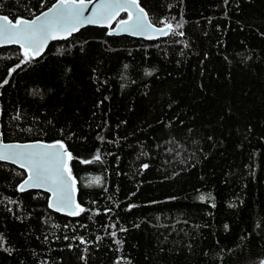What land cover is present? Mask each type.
Listing matches in <instances>:
<instances>
[{"label": "trees", "instance_id": "obj_1", "mask_svg": "<svg viewBox=\"0 0 264 264\" xmlns=\"http://www.w3.org/2000/svg\"><path fill=\"white\" fill-rule=\"evenodd\" d=\"M57 1L0 0V15ZM138 3L174 33L86 27L29 63L0 48V141L63 143L85 209L50 210L0 162V264L264 260V0Z\"/></svg>", "mask_w": 264, "mask_h": 264}, {"label": "snow or ice", "instance_id": "obj_2", "mask_svg": "<svg viewBox=\"0 0 264 264\" xmlns=\"http://www.w3.org/2000/svg\"><path fill=\"white\" fill-rule=\"evenodd\" d=\"M87 10L85 0L78 2L59 0V3L43 13L42 17L38 16L31 21L18 18L13 22L8 16L0 15V44L19 45L24 57L21 63H29L41 55L49 40L66 39L84 24L108 26V22L120 11L128 13V19L120 22L121 31H128L134 35H147L148 38H152L153 34L163 36L170 32L174 33L173 25L164 21H162L164 28L154 29L149 23L147 12L140 6L138 0H101L92 10L91 15H84ZM108 34L112 35L113 32L109 31ZM7 82L5 80L3 83ZM2 86L3 84H0V87ZM72 159V155L61 142L49 145L5 146L4 150L0 151V160L18 163L28 173V179L19 186L20 191H24L26 186L45 188L52 192L54 198L49 203V207L57 211L65 210L69 215H79L85 209L76 204L72 195L75 191V181L72 180L71 169L68 166V161ZM96 159H99L98 155ZM81 163H91V161H81ZM144 167L146 168L147 165ZM95 182L99 183V179L97 178ZM203 199L204 197L201 196V200ZM83 242L82 240L81 243Z\"/></svg>", "mask_w": 264, "mask_h": 264}, {"label": "water", "instance_id": "obj_3", "mask_svg": "<svg viewBox=\"0 0 264 264\" xmlns=\"http://www.w3.org/2000/svg\"><path fill=\"white\" fill-rule=\"evenodd\" d=\"M100 2H101V0L85 1V3L87 4V8H88V10L85 11L84 15H85V16H89V15H91V14H92V10H93V9L96 7V5H98ZM58 3H59V1H57L54 5H57ZM54 5H52L48 10L44 11L43 13L48 12L50 9L53 8ZM123 12H124V13H127L126 11H120L119 14H118L117 16H115L114 19H112L111 21L108 22V26H100L99 24H84L83 26H81V27L79 28V30H81V29H83V28H86V27H105V28H109V27H110V28H111L110 31L113 32L112 35H114V36H129V37H132V38L143 39V40H145V41L157 40V39L164 38V37L167 36V35H163V36H161V35L153 34V35H152V38H148L147 35H134V34H132L131 32H128V31H121V25H120V22H121V21H124V20H119V17H120V14L123 13ZM43 13L39 14L38 16H39V17H42V16H43ZM127 15H128V13H127ZM38 16H36V17H38ZM36 17H35L34 19H36ZM127 19H128V18H127ZM127 19H125V20H127ZM32 20H33V19H32ZM29 21H31V20H29ZM149 23H150V21H149ZM152 26H153L154 29H159V28H160V27H157V26H154V25H152ZM79 30H78V31H79ZM78 31H74L72 34L78 32ZM149 32H151V30H149ZM72 34H71V35H72ZM71 35H70V36H71ZM70 36H68L67 38H69ZM60 40H63V39H59V40H49V41L47 42V44H46V46H45L43 52L41 53V55H40V56H37L35 59H38V58H40L41 56H43L44 53L47 51V49L49 48V46H50L52 43H54V42H56V41H60ZM14 45L17 46V47H19V45H17V44L8 43V44H0V48H1V47H10V46H14ZM19 48H20V47H19ZM20 49H21V48H20ZM21 50H22V49H21ZM22 51H23V50H22ZM56 143H57V142H56ZM35 144H45V145H49V144H55V143H43V142L4 143V142L0 141V151H3L4 148H5V146H17V145L23 146V145H35ZM0 162L7 163V164H11V165H14V166H16V167H18V168H20V169H23V170L26 172V178H25V180L28 179V173H27V171H26L24 168L20 167V165H19L18 163H13L11 160H0ZM68 163H69V161H68ZM25 180H24V181H25ZM72 180H74V179L72 178ZM24 181H23L21 184H23ZM69 183L71 184V181H69ZM21 184H20V185H21ZM20 185H19V186H20ZM18 188H19V187H18ZM29 190H36V191H41V192L46 193L47 195H49V203L52 202L53 199H54V198H53V194H52V192L46 190L45 188H37V187H28V186H26V187H25V190H24L23 192H25V191H29ZM72 195H73V198H74L76 204H78V201H77L76 184H75V191H74V193H72ZM49 203H48V205H49ZM49 208H50V210H52V211H54V212H56V213H58V214H60V215H63V216L69 217V218H74V217L77 216V215H69V214H67V212H66L65 210L57 211L55 208H51V207H49Z\"/></svg>", "mask_w": 264, "mask_h": 264}, {"label": "rangeland", "instance_id": "obj_4", "mask_svg": "<svg viewBox=\"0 0 264 264\" xmlns=\"http://www.w3.org/2000/svg\"><path fill=\"white\" fill-rule=\"evenodd\" d=\"M261 264H264V260L261 262Z\"/></svg>", "mask_w": 264, "mask_h": 264}]
</instances>
